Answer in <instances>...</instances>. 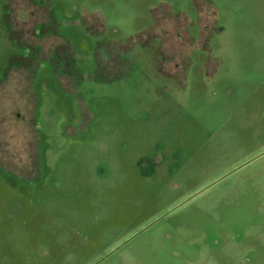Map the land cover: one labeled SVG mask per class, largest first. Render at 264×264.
I'll list each match as a JSON object with an SVG mask.
<instances>
[{"label":"rangeland","instance_id":"374dc122","mask_svg":"<svg viewBox=\"0 0 264 264\" xmlns=\"http://www.w3.org/2000/svg\"><path fill=\"white\" fill-rule=\"evenodd\" d=\"M0 264H264V0H0Z\"/></svg>","mask_w":264,"mask_h":264}]
</instances>
